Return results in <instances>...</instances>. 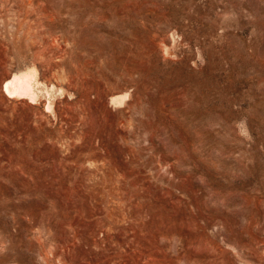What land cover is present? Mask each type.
Listing matches in <instances>:
<instances>
[{
    "label": "rangeland",
    "instance_id": "1",
    "mask_svg": "<svg viewBox=\"0 0 264 264\" xmlns=\"http://www.w3.org/2000/svg\"><path fill=\"white\" fill-rule=\"evenodd\" d=\"M0 264H264V0H0Z\"/></svg>",
    "mask_w": 264,
    "mask_h": 264
},
{
    "label": "bare ground",
    "instance_id": "2",
    "mask_svg": "<svg viewBox=\"0 0 264 264\" xmlns=\"http://www.w3.org/2000/svg\"><path fill=\"white\" fill-rule=\"evenodd\" d=\"M37 70L31 69L20 74H15L12 79L6 81L4 84V91L10 97L27 98L29 100H36L39 95V83L37 80ZM118 98L113 99L116 102ZM53 106L49 104L51 109Z\"/></svg>",
    "mask_w": 264,
    "mask_h": 264
}]
</instances>
